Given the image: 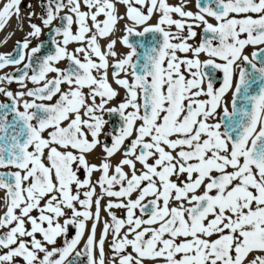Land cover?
Masks as SVG:
<instances>
[{
  "label": "snow or ice",
  "instance_id": "1",
  "mask_svg": "<svg viewBox=\"0 0 264 264\" xmlns=\"http://www.w3.org/2000/svg\"><path fill=\"white\" fill-rule=\"evenodd\" d=\"M22 3L0 264H264V0Z\"/></svg>",
  "mask_w": 264,
  "mask_h": 264
},
{
  "label": "bare ground",
  "instance_id": "2",
  "mask_svg": "<svg viewBox=\"0 0 264 264\" xmlns=\"http://www.w3.org/2000/svg\"><path fill=\"white\" fill-rule=\"evenodd\" d=\"M36 0H24V3L21 5V12L22 15H25L27 12V9L25 8V4L27 3H33L35 5ZM123 11V9H122ZM25 30L26 28V22H25ZM15 33L14 35L12 33ZM23 33L17 30V21L15 18H13L9 25L4 29L0 30V51H9L14 47V42L21 38ZM10 37V38H9ZM7 40L6 44H3L2 42L4 40Z\"/></svg>",
  "mask_w": 264,
  "mask_h": 264
}]
</instances>
